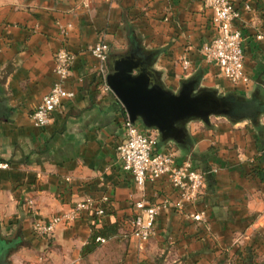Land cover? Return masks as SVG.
Returning a JSON list of instances; mask_svg holds the SVG:
<instances>
[{
	"label": "crops",
	"instance_id": "obj_1",
	"mask_svg": "<svg viewBox=\"0 0 264 264\" xmlns=\"http://www.w3.org/2000/svg\"><path fill=\"white\" fill-rule=\"evenodd\" d=\"M236 4L247 86L203 61L200 49L215 31L200 0H88L87 7L81 0H0V163L7 165L0 167V264H250L246 248L264 264V0ZM68 24L75 59L64 86L74 95L37 127L30 114L55 79L58 25ZM99 41L109 47L104 62L91 53ZM126 59L140 62L148 89L177 95L197 86L246 101L253 115L162 124L157 146L173 147L177 161H190L205 182L195 202L157 216L147 241L130 233L139 194L116 152L128 114L106 82ZM145 194L152 201L175 196L167 177L146 184ZM87 198L102 215L85 210L47 237L33 234L34 220ZM199 212L200 220L191 218ZM113 226L82 255L93 228Z\"/></svg>",
	"mask_w": 264,
	"mask_h": 264
},
{
	"label": "built area",
	"instance_id": "obj_2",
	"mask_svg": "<svg viewBox=\"0 0 264 264\" xmlns=\"http://www.w3.org/2000/svg\"><path fill=\"white\" fill-rule=\"evenodd\" d=\"M211 12L214 28L212 38L200 49L203 61L215 65L220 73L233 85L247 86L250 78L244 69V36L235 21L240 18V9L236 0H200ZM84 6L88 0H82ZM245 8L249 9L248 5ZM63 43L54 53L53 73L55 79L49 91L42 97L38 106L30 114L32 123L37 127H45L51 120L54 111L62 101L74 95L65 88L64 83L70 73L75 55L66 46V36L71 25H58ZM262 38L261 35L258 36ZM108 43L99 41L91 48V53L100 61H105ZM182 67L187 70L189 61L183 59ZM124 136L116 147L117 157L123 171L132 176L139 194L134 202L135 212L129 221L131 235L139 241H147L155 233L157 216L168 207H180L183 203L195 202L202 191L205 173L193 167L188 160L178 162L173 147H158L159 131L156 128L142 129L136 122L127 117L123 123ZM0 167L7 165L0 163ZM167 177L175 196H167L152 201L145 194L146 184H154ZM92 209L94 214L102 215L103 209L87 198L75 202L69 211L48 219H36L32 223V232L37 237L51 235L56 226L73 222L80 213ZM194 220L202 218V212L191 214ZM96 242L104 243V237H96Z\"/></svg>",
	"mask_w": 264,
	"mask_h": 264
},
{
	"label": "water",
	"instance_id": "obj_3",
	"mask_svg": "<svg viewBox=\"0 0 264 264\" xmlns=\"http://www.w3.org/2000/svg\"><path fill=\"white\" fill-rule=\"evenodd\" d=\"M123 64V70L106 76L107 84L123 103L130 121L140 118L146 127H155L161 136L167 129L163 123L170 124L185 117L200 118L207 123L210 115L253 116L246 101L238 102L231 95L217 96L213 92L198 90L197 86L177 95L148 89L145 73L138 67L140 62L126 59ZM134 67L140 71L137 75L131 74ZM242 110L246 112L241 113Z\"/></svg>",
	"mask_w": 264,
	"mask_h": 264
},
{
	"label": "trees",
	"instance_id": "obj_4",
	"mask_svg": "<svg viewBox=\"0 0 264 264\" xmlns=\"http://www.w3.org/2000/svg\"><path fill=\"white\" fill-rule=\"evenodd\" d=\"M261 174V173H260ZM263 175V174H261ZM263 179V177H261ZM115 232V227H111L110 229L107 228H102V229H94L92 230V234L90 235V239L88 243L81 249L82 255L89 254L91 253L96 247H97V242L95 241L97 236H108L112 233ZM257 257L256 255H253L250 257V264H261L256 261Z\"/></svg>",
	"mask_w": 264,
	"mask_h": 264
},
{
	"label": "rangeland",
	"instance_id": "obj_5",
	"mask_svg": "<svg viewBox=\"0 0 264 264\" xmlns=\"http://www.w3.org/2000/svg\"><path fill=\"white\" fill-rule=\"evenodd\" d=\"M82 1V0H81ZM82 4V3H81ZM82 6L83 7H87V6H84L83 4H82ZM1 247H2V245H1ZM1 247H0V250H1ZM245 252H246V254H245V256H246V258L248 259V258H250V257H252L254 254L249 250V249H245Z\"/></svg>",
	"mask_w": 264,
	"mask_h": 264
}]
</instances>
